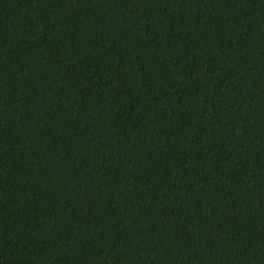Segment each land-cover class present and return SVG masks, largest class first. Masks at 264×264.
<instances>
[{
  "label": "trees",
  "instance_id": "16d2710c",
  "mask_svg": "<svg viewBox=\"0 0 264 264\" xmlns=\"http://www.w3.org/2000/svg\"><path fill=\"white\" fill-rule=\"evenodd\" d=\"M0 264H264V0H0Z\"/></svg>",
  "mask_w": 264,
  "mask_h": 264
}]
</instances>
